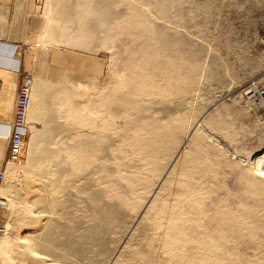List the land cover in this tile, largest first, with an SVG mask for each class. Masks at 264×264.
Wrapping results in <instances>:
<instances>
[{
  "label": "bare ground",
  "instance_id": "obj_1",
  "mask_svg": "<svg viewBox=\"0 0 264 264\" xmlns=\"http://www.w3.org/2000/svg\"><path fill=\"white\" fill-rule=\"evenodd\" d=\"M183 1L190 3L77 0L64 5L63 0L47 1L48 22L43 38L37 40L44 47L63 42L66 46H88L103 40L123 49L130 40L129 44L138 41L141 52L149 50L151 55L149 69L130 62L128 66L135 73L127 79L102 85L99 82L91 89L75 91L73 82L61 85L33 78L28 117L41 119L43 125L41 129L31 127L29 164L38 175L28 188L30 198L21 201V209L35 227L34 256L49 251L64 255V261L80 263L86 258L92 264H122L123 255L128 253V258L136 257L128 264H264V168L260 166L264 154L253 158L255 161L251 158L259 168L240 171V179L249 184L246 191L244 183L246 193L241 187L231 194L229 188L218 183L222 188L213 191L217 185L211 177H215L222 157L218 162L212 160L211 154L218 147L209 146L214 132L208 134L207 126L213 123L223 127L224 122L216 119L224 113L219 107L214 109L221 111L218 116L203 108L191 121L190 113L188 116L184 112L192 105L190 94L206 72L201 58L212 52L195 45L188 26L179 30L174 25L179 22L174 20V8ZM81 7L86 9L80 11ZM88 12L110 23L101 32L99 26L86 20ZM70 13L77 15V26L66 30L64 25L63 31L59 28L61 21ZM133 44L127 50L137 54L136 49L131 50ZM159 71L165 81L159 80ZM207 72L205 81L214 77L213 71ZM55 94L64 98V113L58 111L61 108ZM181 164L185 171L179 176L181 171L177 169L179 177H175ZM63 178L64 226L51 215L43 220L35 212L38 203L44 213H51L53 206L60 204ZM222 190L226 196H219ZM134 210L135 216L127 219ZM147 220L154 224L151 243L142 240L148 238V227L140 225ZM54 228L64 233L63 250L57 251L53 244ZM137 237L139 249L132 243ZM5 240L0 238V249L4 247L2 251L9 254ZM88 243L99 249L92 246L91 251ZM245 246L254 249L249 257L252 259L245 257ZM32 252L28 253L32 256ZM101 253L105 259L99 258Z\"/></svg>",
  "mask_w": 264,
  "mask_h": 264
},
{
  "label": "rangeland",
  "instance_id": "obj_2",
  "mask_svg": "<svg viewBox=\"0 0 264 264\" xmlns=\"http://www.w3.org/2000/svg\"><path fill=\"white\" fill-rule=\"evenodd\" d=\"M47 1L32 0L29 6L25 2L20 8L19 16L17 15V19L19 20L17 21L21 26V40L26 43L25 47L21 48L23 62L22 78L23 73H26L35 79L47 80L55 84L66 85L68 82H73L72 84L76 87L72 86V88L75 87L74 90L77 89L75 91H80L79 82L98 87L99 82L102 85L104 83L109 84L115 79L118 82L127 79L132 73H135L128 66L130 62L134 64L138 63L144 69L150 68L147 62L149 61L148 55H151V52L148 53L149 50H147V53L143 54L144 51L141 49L143 51L141 52L140 46L137 45L138 41L137 43L131 42L132 44L135 43L133 44L135 47L131 50L136 49L137 54L128 52L127 47L132 46V44H129L130 40L126 42L127 44L125 45L127 47L124 46L125 48L123 49L118 44L103 43V40H99L96 44L88 46H76L75 44H73L74 46H66L63 42L58 45H50V48L44 47L41 45L40 40L43 38L44 28L48 22L47 15L45 14ZM75 1L77 0H63V4L73 5ZM181 3L183 6L180 4L181 6L178 5L180 7L176 6L177 8H174L175 10L178 9L177 11H180L179 13L182 14H178L174 10L173 14L175 16L173 17L176 18L174 20H179V22L175 21L174 25L179 30L188 26V30H186L191 32L190 34H192L191 37H193L195 45L197 43L196 46L203 47V49L206 46L208 48L206 49L207 52H212L209 53V57L206 55L202 56L203 59L201 58L200 63L206 66V72L203 73V75L205 74L204 76H206L208 70L214 72L213 78L205 81L206 78L203 76L202 83H197V89L190 94L193 100L192 105H190L188 110H184V112L188 116L190 113L189 119L192 121L194 116H196V119L201 115L204 111L203 108L205 110L209 108L217 116L219 115L218 112L223 111L221 113L224 114H221V117L218 116L219 118L216 116L218 118L216 120L219 123L223 121L224 125L227 121V125L215 127L211 123L207 126L209 128L208 134L211 133L212 135L213 132H216L215 134L213 133L214 137L211 136L210 138L214 140L208 141V144H211L209 146L214 144L218 147V151L211 154L212 160L218 162L222 157V162L218 165V168H215L217 171L215 172V177H211V181L216 185L218 183V185L221 184V186L229 188L228 190L232 191L231 194H234L236 190H240L241 187V192H244L243 187H245V184L247 191L249 184L247 181L243 182L240 179V171L244 169L248 170V168H252L254 171L256 168H259V165L253 164L252 160L264 154V98L261 96L264 88V0H190L191 4L184 1ZM184 4H186V7H184ZM193 5L192 9L189 8ZM181 7L182 11L180 10ZM85 9V7L79 8L80 11ZM183 11L185 14L182 13ZM86 14L88 15L86 20L92 25L99 26L98 30H102L110 23V20H106V24L100 21L99 17L94 13L88 12ZM176 16L178 18L179 16H184V19L182 17L178 19ZM64 18L59 27L61 30L64 31V25H66V30L74 29L77 26L76 21L78 17L75 13H70ZM100 31L98 32L100 33ZM38 37L40 38L39 42L37 41ZM122 37L126 38L123 35ZM64 40L66 41L67 39L65 38ZM68 40H74V38H69ZM116 46H118L117 50H121V53H116ZM204 59L207 60L205 61ZM156 74L159 75L160 81H165L160 71ZM76 95L80 96L79 94ZM55 96L59 97L58 107L61 109L58 111L64 113V98L56 94ZM218 107V110H222L215 111ZM194 109L197 111L199 109V112L195 111V114ZM199 113L200 115H198ZM30 119L29 116V133L26 138L22 159L19 162H9L7 164V169L4 173L6 178L0 182V201L4 202L0 204V238L6 239V243L8 241V244L5 245L6 247L8 246L9 248L10 246L9 249L7 248L9 254L2 251L4 247H2V250L0 249V264H77V262L78 264L81 262L82 264H92L93 262L86 258H84L85 260H80V263L76 260L64 261V255L59 256L58 253L52 254L49 251H44V253H42L43 251L37 252L34 256L35 250L32 247L36 243V231L35 227L32 226V220L26 217L22 211L21 206L23 204L21 201L30 198L27 192L31 188V184L35 183L34 179L38 175L36 168L29 164V160L32 157L30 149L32 147L33 129L31 127L41 129L43 123L41 119L38 120L39 118L37 120ZM32 123L35 127L31 126ZM247 159L250 160L249 163ZM188 166L192 167L191 165ZM260 166L264 168V161ZM177 169L181 172L177 171ZM183 171L185 170H182L181 164L180 167L176 168L175 177L181 176V173H184ZM178 172L179 174L177 175ZM215 180L216 182H214ZM28 184L30 187H28ZM215 184L212 185L214 186ZM218 185L216 186L217 188L221 187ZM216 187L213 191L222 188L216 189ZM59 189L62 195L60 197L59 194L61 202L53 206L54 208L51 213L49 211H47L48 213L46 211L44 213L43 209H41L40 211L44 213L43 216V213L39 211V203L38 209L35 212L37 215L39 214L38 216L41 215L43 220L51 215L54 221L56 220L59 225L64 226V178ZM222 194L226 196L223 190L219 196ZM1 198H5L7 201L1 200ZM230 198L235 199L234 197ZM6 202H9V204H6ZM140 206H143V201ZM54 209L55 212H53ZM135 212V210L130 211L127 219L133 218ZM140 226L141 228L143 226L148 227V238L142 240L145 243H151L154 237V224L151 220H147L141 223ZM53 233V244L56 246L57 251L63 250L64 233L59 234L56 228L53 229ZM139 238H134L132 241L136 249L141 247V245L136 244ZM246 240L248 241L249 239L246 238ZM87 245L92 251V246L94 245L90 243ZM95 247L99 249L97 245ZM142 247L145 248V245H142ZM96 248L95 250H97ZM31 250H33L31 253L33 257L28 253ZM245 250L246 258H249L251 255L253 256L254 249L252 250V247L245 246ZM125 254L122 258L124 259L122 261L125 262H122V264H128L136 260L135 256L128 258V253ZM98 256L105 259L102 253ZM241 264L249 263L244 262Z\"/></svg>",
  "mask_w": 264,
  "mask_h": 264
},
{
  "label": "crops",
  "instance_id": "obj_3",
  "mask_svg": "<svg viewBox=\"0 0 264 264\" xmlns=\"http://www.w3.org/2000/svg\"><path fill=\"white\" fill-rule=\"evenodd\" d=\"M31 1L0 0V172L6 167L15 100L23 81L21 48L26 43L21 40V26L17 15L19 16L22 4L27 2L29 6ZM79 87L96 88L82 82H79Z\"/></svg>",
  "mask_w": 264,
  "mask_h": 264
},
{
  "label": "built area",
  "instance_id": "obj_4",
  "mask_svg": "<svg viewBox=\"0 0 264 264\" xmlns=\"http://www.w3.org/2000/svg\"><path fill=\"white\" fill-rule=\"evenodd\" d=\"M33 80L31 75L23 73V81L19 86L15 100L14 120L10 129L6 166L9 162H19L22 159L26 138L29 133L28 113L32 103ZM261 96L264 98V89ZM6 169L5 167V170L0 172V182L6 178L4 174Z\"/></svg>",
  "mask_w": 264,
  "mask_h": 264
}]
</instances>
